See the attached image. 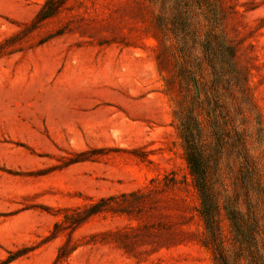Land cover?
<instances>
[{
	"label": "rangeland",
	"instance_id": "374dc122",
	"mask_svg": "<svg viewBox=\"0 0 264 264\" xmlns=\"http://www.w3.org/2000/svg\"><path fill=\"white\" fill-rule=\"evenodd\" d=\"M45 1L0 0V264H222L178 127L191 106L264 264V0H60L39 21ZM222 215L223 254L250 264Z\"/></svg>",
	"mask_w": 264,
	"mask_h": 264
},
{
	"label": "trees",
	"instance_id": "16d2710c",
	"mask_svg": "<svg viewBox=\"0 0 264 264\" xmlns=\"http://www.w3.org/2000/svg\"><path fill=\"white\" fill-rule=\"evenodd\" d=\"M59 4L60 0H46L37 14V19L41 21L52 16L56 12ZM206 49L210 50L209 44H207ZM218 54V59L221 61L219 62L220 66L215 63L210 64L212 70L217 71L215 78L217 80L222 79V83L225 82L232 85L233 79H235L233 74L236 71L234 52L231 47L221 42ZM215 78L214 85L217 86V83L220 81L218 82ZM197 100L201 104V98L197 97ZM178 127L186 163L200 201L199 213L202 217L204 228L207 231L208 239L211 241V243L209 241L204 242V245L210 247L212 250L214 249V252L216 251L220 255V262L222 264H231L222 252L221 227L222 214L224 213L229 221L234 239L241 250L238 257L242 258L243 256H247L250 264H263V258L260 252V241L258 240V236L261 233V225L259 224L257 214L255 212L252 213L253 223L252 225L248 224L247 215L249 213L242 210L239 195L235 194L233 197L228 196L220 190L219 184L222 180L220 176L221 145L216 148L213 145V150L212 148H208L207 144L203 143L202 121L192 106L181 116ZM210 127L213 133L217 131L215 130V123L210 125ZM242 133L243 131L241 130L238 132L241 137V144L243 145L244 135ZM215 137L219 139V135ZM246 148L244 144L240 151L242 152ZM242 159V162L244 161L247 164L246 170L242 169V181L245 186V184H249L252 177L258 178L260 176V169L249 153L244 151ZM59 257H62L61 253L58 255ZM258 257H261V262L258 260Z\"/></svg>",
	"mask_w": 264,
	"mask_h": 264
}]
</instances>
